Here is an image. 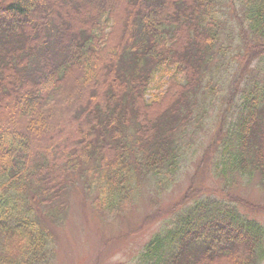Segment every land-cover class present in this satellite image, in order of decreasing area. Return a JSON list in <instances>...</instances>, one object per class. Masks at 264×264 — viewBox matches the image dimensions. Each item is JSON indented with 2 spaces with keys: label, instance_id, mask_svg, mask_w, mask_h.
<instances>
[{
  "label": "trees",
  "instance_id": "1",
  "mask_svg": "<svg viewBox=\"0 0 264 264\" xmlns=\"http://www.w3.org/2000/svg\"><path fill=\"white\" fill-rule=\"evenodd\" d=\"M238 3L229 27L223 0H0V238L24 242L19 259L1 255L0 264H46L50 234L35 208L52 204L69 177L103 180L119 212L141 176L173 175L176 133L217 102L212 75L228 59L256 63L243 85L239 73L226 86L231 106L216 107L213 173L224 188L254 175L264 183V0ZM263 255L264 227L236 201L206 196L175 214L137 264H256Z\"/></svg>",
  "mask_w": 264,
  "mask_h": 264
},
{
  "label": "rangeland",
  "instance_id": "2",
  "mask_svg": "<svg viewBox=\"0 0 264 264\" xmlns=\"http://www.w3.org/2000/svg\"><path fill=\"white\" fill-rule=\"evenodd\" d=\"M223 2L222 13L228 17V22L224 20V24L236 27L238 21L233 18L231 11H235L240 19L242 7L238 0ZM124 14L120 15L121 20ZM232 34L237 36L234 30ZM117 39L118 24L114 23L113 43ZM233 43L236 45L237 39ZM240 50L243 51L242 48ZM233 54L232 50L230 55ZM255 61L242 64L239 61L229 63L228 59L224 71L221 73L218 70V75H212V82H218V88L222 86L218 100L203 103L205 109L201 111L200 121L190 125L184 133H176L181 150L175 173L170 176H141L138 190H135V183H132V201L127 202L122 211L110 209V202L102 191L103 180L95 181L89 177L86 179L89 183L86 184V180L78 176L67 179L69 184L62 186L63 190L54 197L52 204L36 206L35 217L50 234L45 254L46 264H137V257L145 245L156 234L165 232L175 214L196 199L206 196L236 201L243 215L264 227V183L259 176L254 175L237 182L232 188H224L215 178L212 167V141L217 139L218 127L216 107L230 93L226 86L234 74L240 73V83L243 85L249 72L254 69ZM166 81L164 77L151 83L146 99L150 100L151 95L163 92ZM225 101L220 105L223 110L231 106ZM199 102L201 104L203 101ZM96 200L102 201L101 210L97 209ZM0 239V246L4 243L5 248L0 251V256L4 255L6 257H1L8 260L19 259L24 250V242L9 243V239ZM256 264H264V255Z\"/></svg>",
  "mask_w": 264,
  "mask_h": 264
}]
</instances>
